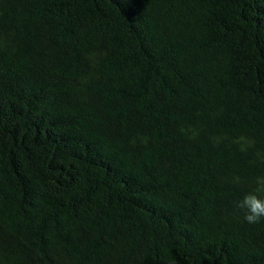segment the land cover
Masks as SVG:
<instances>
[{"label": "trees", "instance_id": "16d2710c", "mask_svg": "<svg viewBox=\"0 0 264 264\" xmlns=\"http://www.w3.org/2000/svg\"><path fill=\"white\" fill-rule=\"evenodd\" d=\"M260 177L264 0H0V264H264Z\"/></svg>", "mask_w": 264, "mask_h": 264}, {"label": "clouds", "instance_id": "9594fccd", "mask_svg": "<svg viewBox=\"0 0 264 264\" xmlns=\"http://www.w3.org/2000/svg\"><path fill=\"white\" fill-rule=\"evenodd\" d=\"M258 188L255 192L246 194L243 199L236 202L235 207L244 212V219L250 224L260 222L264 218V177L257 178Z\"/></svg>", "mask_w": 264, "mask_h": 264}]
</instances>
